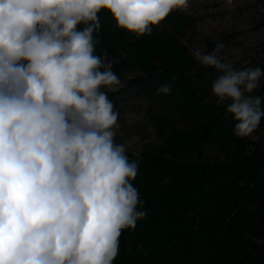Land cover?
Segmentation results:
<instances>
[{"label": "clouds", "instance_id": "clouds-1", "mask_svg": "<svg viewBox=\"0 0 264 264\" xmlns=\"http://www.w3.org/2000/svg\"><path fill=\"white\" fill-rule=\"evenodd\" d=\"M189 3L0 0V264H113L122 231L147 212L132 183L140 161L116 142L119 112L105 89L123 85L95 54L98 13L139 38ZM224 47L191 55L216 70L212 96L230 101L234 134L247 137L264 118L253 95L264 69L235 68Z\"/></svg>", "mask_w": 264, "mask_h": 264}, {"label": "trees", "instance_id": "trees-1", "mask_svg": "<svg viewBox=\"0 0 264 264\" xmlns=\"http://www.w3.org/2000/svg\"><path fill=\"white\" fill-rule=\"evenodd\" d=\"M98 15L95 54L116 58L111 63L116 75L137 67L143 77L131 85L138 95L171 99L197 124L170 132L162 146L140 154L132 183L147 214L135 229L122 231L113 264H264V141L237 137L227 107L187 88L194 63L168 33L154 26L151 35L137 38L117 28L107 10ZM163 21L179 34L187 24L179 13ZM172 75L177 79L171 93L157 94ZM253 95L264 110V89ZM205 145L215 146L226 160L207 163Z\"/></svg>", "mask_w": 264, "mask_h": 264}, {"label": "rangeland", "instance_id": "rangeland-1", "mask_svg": "<svg viewBox=\"0 0 264 264\" xmlns=\"http://www.w3.org/2000/svg\"><path fill=\"white\" fill-rule=\"evenodd\" d=\"M172 13L187 18L181 34L164 21L155 27L173 37L194 63L186 77V86L190 91L217 104L212 96L211 84L218 73L213 68L201 66L192 57V49L198 48L207 53L214 49L217 42H223L225 47L220 55L235 68L264 69V0H233L231 8L225 0H190L187 10H174ZM104 61L114 64L116 58L107 56ZM157 65L162 66V63L158 61ZM117 76L123 86L116 92L105 91L114 109L119 112L120 128L116 142L126 146L127 154L140 159L143 151L162 146L170 132L197 127L194 121L178 111L173 100L138 95L131 81L143 75L134 65ZM260 84L259 92L264 89V76ZM228 103L230 101L218 105L227 107ZM246 138L253 142L264 141V126L260 124ZM203 158L212 164L227 157L215 146L205 145Z\"/></svg>", "mask_w": 264, "mask_h": 264}]
</instances>
